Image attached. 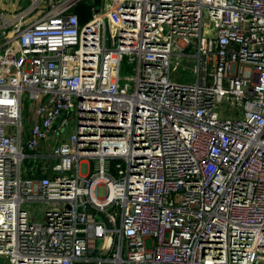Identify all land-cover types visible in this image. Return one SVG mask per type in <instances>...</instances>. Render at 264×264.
Instances as JSON below:
<instances>
[{
  "label": "built area",
  "instance_id": "built-area-1",
  "mask_svg": "<svg viewBox=\"0 0 264 264\" xmlns=\"http://www.w3.org/2000/svg\"><path fill=\"white\" fill-rule=\"evenodd\" d=\"M4 259L264 264V0L0 13Z\"/></svg>",
  "mask_w": 264,
  "mask_h": 264
},
{
  "label": "rangeland",
  "instance_id": "rangeland-1",
  "mask_svg": "<svg viewBox=\"0 0 264 264\" xmlns=\"http://www.w3.org/2000/svg\"><path fill=\"white\" fill-rule=\"evenodd\" d=\"M10 1V2H14L16 3V9L15 8H8V9H4L2 11H5V12H2L4 14H6L8 17H13L14 15L22 12L23 10L29 8L31 5H32V0H7V2ZM46 3V2H45ZM44 4V3H43ZM45 6V4H44ZM44 6L42 7H37L35 8L32 13L29 15L28 17V20L29 19H32V18H35L41 14H43L44 12L42 11L43 9L45 10ZM126 58V57H124ZM188 73H190V71L188 70L187 71ZM195 74L194 71H192L190 74H185V76H193ZM121 75L123 77H127V76H132L133 75V70L131 68V66H128V67H124V63L122 64V68H121ZM177 80H183V78H177ZM29 105H30V102L28 99H25L24 101V106H25V114L27 115L28 112H29ZM118 162V159H114L113 160V172L115 174H117V169L115 167V164ZM88 167H89V164L88 162H83L81 164V172L82 173H87L88 172ZM104 194V189H101V192H100V195H103ZM29 207L33 210H35L36 212V215L38 218H41L40 216H38V210L40 208V205L39 204H30ZM100 243L101 241H99V245L98 247H100ZM99 253H102L101 251H99Z\"/></svg>",
  "mask_w": 264,
  "mask_h": 264
},
{
  "label": "crops",
  "instance_id": "crops-1",
  "mask_svg": "<svg viewBox=\"0 0 264 264\" xmlns=\"http://www.w3.org/2000/svg\"><path fill=\"white\" fill-rule=\"evenodd\" d=\"M16 6L17 5L14 2H10V1L7 2V0H0V13L5 12V11H2L4 9H8V8H15L16 9ZM44 8H45V10L43 9L44 11L48 10L46 7H44ZM106 252L107 251H105L104 254ZM2 264H11V263L7 259H4ZM79 264H111V263H101L99 261H93L90 263H79Z\"/></svg>",
  "mask_w": 264,
  "mask_h": 264
},
{
  "label": "trees",
  "instance_id": "trees-1",
  "mask_svg": "<svg viewBox=\"0 0 264 264\" xmlns=\"http://www.w3.org/2000/svg\"><path fill=\"white\" fill-rule=\"evenodd\" d=\"M88 6V3L82 2L75 8V10L80 13L81 23H85L91 17V12L88 9Z\"/></svg>",
  "mask_w": 264,
  "mask_h": 264
}]
</instances>
